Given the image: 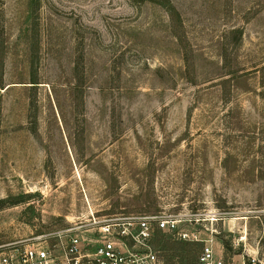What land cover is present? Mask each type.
Returning a JSON list of instances; mask_svg holds the SVG:
<instances>
[{
	"label": "rangeland",
	"instance_id": "rangeland-1",
	"mask_svg": "<svg viewBox=\"0 0 264 264\" xmlns=\"http://www.w3.org/2000/svg\"><path fill=\"white\" fill-rule=\"evenodd\" d=\"M90 212L198 213L264 264V0H0V249Z\"/></svg>",
	"mask_w": 264,
	"mask_h": 264
},
{
	"label": "built area",
	"instance_id": "built-area-1",
	"mask_svg": "<svg viewBox=\"0 0 264 264\" xmlns=\"http://www.w3.org/2000/svg\"><path fill=\"white\" fill-rule=\"evenodd\" d=\"M198 213L71 217L68 226L0 249V264H169L152 246L156 232L201 243L195 264H222L212 240L201 239ZM191 225V229L181 228Z\"/></svg>",
	"mask_w": 264,
	"mask_h": 264
},
{
	"label": "trees",
	"instance_id": "trees-1",
	"mask_svg": "<svg viewBox=\"0 0 264 264\" xmlns=\"http://www.w3.org/2000/svg\"><path fill=\"white\" fill-rule=\"evenodd\" d=\"M141 2L144 1V0H140Z\"/></svg>",
	"mask_w": 264,
	"mask_h": 264
},
{
	"label": "crops",
	"instance_id": "crops-1",
	"mask_svg": "<svg viewBox=\"0 0 264 264\" xmlns=\"http://www.w3.org/2000/svg\"><path fill=\"white\" fill-rule=\"evenodd\" d=\"M242 264H243V262H242Z\"/></svg>",
	"mask_w": 264,
	"mask_h": 264
}]
</instances>
